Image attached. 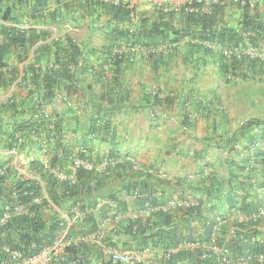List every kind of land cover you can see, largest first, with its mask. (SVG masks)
I'll use <instances>...</instances> for the list:
<instances>
[{"label":"crops","instance_id":"crops-1","mask_svg":"<svg viewBox=\"0 0 264 264\" xmlns=\"http://www.w3.org/2000/svg\"><path fill=\"white\" fill-rule=\"evenodd\" d=\"M117 1L134 8L132 25L166 12L165 5L151 0ZM48 2L44 13L60 6L56 0ZM253 7L263 19L264 2L256 0ZM7 9L11 20L0 17V172L10 182L36 181L48 202L42 206L44 219L62 220L58 240L66 247L84 243L80 250L89 264H112L106 249L140 252L144 247L150 248L149 253L135 264H231L234 257L264 246V215L259 214L264 174L259 175L261 164L251 161L253 171L248 168L257 148L248 147L239 133L227 145L232 133L248 126L259 136L256 145L264 151L263 67L243 69L258 73L256 82L247 86L242 82L247 87L242 93L236 95L233 87L228 95L220 85L217 57L205 52L188 56L182 40L162 49L158 57L153 45L128 50L117 72L118 83L109 78L97 81L93 72L105 65L110 43L105 35L109 15L93 23L77 11H62L56 21L42 23L33 16L38 9L33 0H0V13ZM228 9L217 16V25L236 28L238 14ZM172 59L176 63L169 64ZM153 85L165 92L159 102L148 92ZM216 104L223 111H217ZM42 114L57 119L59 147L41 128L19 134L28 122L43 119ZM62 149L99 165L95 178L85 181L75 195L62 186L68 181L71 187L75 176L58 178L61 161L50 165ZM110 154L137 159L146 200L128 195L139 178L134 171L112 164L115 158ZM234 163L244 166L242 171ZM232 169L238 173L231 177L234 187L229 188ZM48 193L59 198L57 205ZM243 199L258 213H240L236 207ZM85 216L92 217L97 228L82 240L71 232L85 230ZM129 223L138 229L130 230ZM214 234L217 247L202 258ZM196 240L204 246L185 247ZM0 264L14 263L7 258ZM53 264L71 262L55 255Z\"/></svg>","mask_w":264,"mask_h":264},{"label":"trees","instance_id":"trees-1","mask_svg":"<svg viewBox=\"0 0 264 264\" xmlns=\"http://www.w3.org/2000/svg\"><path fill=\"white\" fill-rule=\"evenodd\" d=\"M28 1L30 0H27V2ZM250 1L251 0H223L220 4L214 5L212 7V12L209 14L188 12L186 11L187 5H182L176 11H166L165 15L160 14L157 19L151 20L141 18L137 23L134 22V25H132L133 15H135L134 8L121 2L114 4L104 0H56V2L60 4L58 9L54 8L49 13H44L43 11L47 9V6H49L48 0H33V2H35L38 6V9L34 11L35 14H33V16L38 17L40 22L45 23L46 21H56L57 17L62 16V11H77L82 17L87 16L94 23L97 22L101 15H109L110 19L107 23L105 35L110 43L105 50L104 63H106L112 48L120 42H130L131 44L141 43L145 47H149L150 45H153V47L160 45L168 47L178 44L182 40L186 39L185 47L188 56L192 57L195 52L213 54L218 59L219 78L224 82H233L234 79L245 75L243 69L254 71L261 67L264 68V61L227 57L224 56L218 49H214V51H212L211 49L205 48L201 44L202 42H208L219 46H230L252 43L255 45L262 44L264 47V18L260 19L259 15L254 12L255 7L249 6ZM261 1L264 2V0ZM190 4L197 5V2L192 0ZM225 8H229L228 10H233L238 14L237 25L239 28L227 25H217L216 18L218 15L221 16ZM9 15L10 12L8 9L0 13V17L4 20H11V16ZM248 32L250 33L249 35ZM21 36L22 34L19 33V37ZM35 38H33V40ZM15 41L17 42V38L12 39V42ZM70 46L74 48V50H78L73 42H70ZM159 55L160 54L156 57ZM124 56L125 53L114 59L110 70L112 75L109 79H107L108 81L118 83L117 78L119 74L117 72L120 70V65L125 58ZM127 57H129V55H127ZM101 66L93 72L97 81L105 79L103 66ZM227 74H230L232 78L228 79L226 77ZM68 78H70V76ZM46 95L50 98L53 97L50 91H47ZM154 101L159 102L160 99L154 97ZM49 125L52 128H50ZM37 128H41V130L45 131L48 139H54L57 147L60 146V129L56 118L50 116L49 119L41 118L39 121L28 122L23 128L19 129V134L23 136L27 134L26 130L35 132ZM51 130H55L54 134H52ZM254 132L251 127L240 126L238 132L231 134L227 145H229V143L234 140L235 135L239 133L245 137L246 145H248V147H252L254 142H256L255 140L259 139L257 133ZM258 134L262 135L263 132H258ZM256 148L258 149H256L253 153L254 155L251 156L252 158L248 168L250 167V171H253L252 162H254L253 164H261L259 175L262 176L264 174V171L262 170V167H264V151L260 150V147ZM59 156L55 155L51 160L50 165L52 166L56 162L59 164L61 161L62 163L60 162L58 171H63L66 175L71 173L74 174L75 181L71 184V187L70 185L68 186V181H62V186L68 189L70 194H77L79 190L83 189L82 185L85 181H88L90 178H95L93 177V174L98 172L96 170L74 168L72 161L73 157L70 152H66L62 149ZM76 156L87 159L82 154H77ZM110 156L117 158L118 155L110 154ZM117 166L122 167V169L126 170V172H131L126 162H120ZM237 167L240 171L244 168V166L240 164H238ZM236 171L232 169L229 172V178L227 179L229 188L234 187L231 182V177L234 178L237 176L238 172ZM135 173L139 179L134 181L128 195L131 194V191L134 188H138L141 193H143V197L140 199L146 200L145 196L147 192L142 185L143 174L139 172ZM39 191L40 186L35 180H21L20 178L10 182L8 181L7 176L0 172V219L6 212L10 215L5 222L0 224V262L9 257V252L5 251V248H7L8 251L17 250L23 256L31 257L39 254L44 248H50L58 239L59 232L64 228L62 220L51 219L50 222H46L43 217L42 206L46 205L48 202L46 198L39 193ZM49 193L51 194V191H49ZM36 196L41 197L40 204L32 203L33 198ZM49 198L54 204H58L59 198L57 199V197L53 195H50ZM76 202L77 201L75 200L74 203ZM17 203H23L25 205L26 212L15 213L13 208ZM234 204L235 203H232L231 201L230 207H233ZM236 209L245 215L254 216L258 213L256 206L249 202H245L244 199L239 203ZM84 220L87 224L85 230L80 229L78 231H72V234H80L81 237H84L96 232L97 227L93 218L85 216ZM128 227L129 229L131 227L134 231L138 229L134 223H129ZM68 233L69 230L66 232V236H68ZM157 240L164 243L165 238L162 237V235H158ZM83 245L85 244L83 243L79 245L78 243H75L74 245L65 247L64 257H66L69 262H73V264H89V262L83 258V250H80L81 246L85 247ZM263 247L258 246L254 251L261 248L263 249Z\"/></svg>","mask_w":264,"mask_h":264},{"label":"built area","instance_id":"built-area-1","mask_svg":"<svg viewBox=\"0 0 264 264\" xmlns=\"http://www.w3.org/2000/svg\"><path fill=\"white\" fill-rule=\"evenodd\" d=\"M108 1V0H104ZM127 1V0H126ZM153 3H155L157 6L165 5V11H176L180 6L187 5L186 11L192 12V13H204L209 14L212 12V7L214 5L220 4L223 0H194L197 2V5L190 4L192 0H151ZM166 1V2H165ZM111 2V1H109ZM119 1H112V3L116 4ZM165 2V4H164ZM187 2V4H186ZM255 4V0H251L249 3V6L253 7ZM250 33L248 32V35ZM184 39L183 41H185ZM188 40V38H187ZM191 42V41H190ZM194 42V41H193ZM208 47H214L215 49H218L224 56L227 57H235L237 59H249V60H258V61H264V47L262 44L255 45L252 43H245V44H239V45H230V46H219L216 44H210L208 42H202ZM167 46L160 45L157 47H152L153 49L157 50V54L161 52L162 49H165ZM148 47H145L141 43H134L131 44L130 42H120L116 44L107 60L105 65L103 66V73L105 74V78H110L112 75L111 67L113 65L114 59L121 54L125 53L126 51H134L136 49H145ZM228 79L232 78L230 74H227L226 76ZM152 96L154 97H163L164 92L161 86L159 85H153L149 91ZM42 117L49 119V114H42ZM50 126V125H49ZM50 128H52L50 126ZM52 134H54L55 130H51ZM73 166L74 168H83L85 170H98L99 165H95L91 161L80 158V157H73ZM120 162H126L130 168L131 171L139 172L141 171L140 163L137 161V159L133 155L125 154L120 157L115 158L112 161V164L116 165ZM104 164V163H103ZM73 177V173L69 174ZM67 176L63 171L57 172L58 178H64ZM133 198H141L143 197V193L138 188H134L131 191V194L129 195ZM32 203L34 204H40L41 203V197L36 196L33 198ZM13 211L15 213H24L26 212L25 205L23 203H17ZM260 215H264V203L261 205V208L259 210ZM9 213L6 212L4 216L0 219V224L6 221V219L9 218ZM93 238V236H91ZM82 240H86V237H82ZM208 248L204 249L201 253L202 258H206L209 256V252L211 249H215L217 247V238L216 235H211L209 238V241L207 243ZM203 242L201 240H196L192 242H187L185 244V247L187 248H196V247H203ZM65 244L63 241L57 240L53 246L50 248H44L41 250V252L37 255L31 256V257H25L17 250L8 251L7 248H5V251L9 252L8 259L11 260L14 264H52L53 262V256L55 254H63L64 252ZM150 251L149 247H144L141 249L140 252H135L132 250H112V249H106V253L109 255L110 262L112 264H135L137 262H140L142 255H147ZM146 263H149L150 258L145 257ZM231 264H264V248L260 249L255 252L248 253L246 255H240L236 256L232 259Z\"/></svg>","mask_w":264,"mask_h":264},{"label":"rangeland","instance_id":"rangeland-1","mask_svg":"<svg viewBox=\"0 0 264 264\" xmlns=\"http://www.w3.org/2000/svg\"><path fill=\"white\" fill-rule=\"evenodd\" d=\"M233 22H234V20H233ZM173 55H175V54H169V56H173ZM177 57V56H176ZM174 63H176V61H174V59H172V60H170L169 61V64H174ZM247 74V75H246ZM255 75H258V73H256V74H248V73H245V75L243 76V80H241V77H238L237 79H234V81H240V85L237 83H235V84H233L232 83V81H228V82H231V84L229 85L228 84V82H224L223 83V81H221L220 82V85H223L222 87H224V91H225V93H227L228 95L230 94V92L232 91V88L233 87H235L236 89H235V91H236V95H237V93H239V92H241L242 93V90L243 89H245V88H247V87H244L243 85H242V82L247 86V84H249V82L251 83V82H256V79H257V76H255ZM238 79H240V80H238ZM160 86V85H159ZM240 86V87H239ZM221 87V88H222ZM251 94L253 95V98H254V96H257V95H255L254 94V91L252 90L251 91ZM164 97H165V93H164ZM168 98H170L169 96H168ZM241 103V102H240ZM257 105H259V102H257L256 103ZM216 106H217V111H223V109H222V107L219 105V104H216ZM262 108H263V106H261ZM256 141V140H255ZM263 142H264V138H263V140H262ZM256 144L257 145H259V140H258V143L256 142ZM257 147V146H256ZM262 147V146H261Z\"/></svg>","mask_w":264,"mask_h":264},{"label":"clouds","instance_id":"clouds-1","mask_svg":"<svg viewBox=\"0 0 264 264\" xmlns=\"http://www.w3.org/2000/svg\"><path fill=\"white\" fill-rule=\"evenodd\" d=\"M216 50V49H215ZM124 54V53H123ZM165 93V92H164ZM150 94V93H149ZM151 95V94H150ZM152 96V95H151ZM153 98H154V96H152ZM156 98H165L164 97V95H163V97H156ZM256 142L254 143V145L251 147V148H256ZM258 149V148H257ZM118 157H120V156H118ZM88 160V159H87ZM90 161V160H89ZM93 163V162H92ZM263 164H264V156H263ZM96 165V164H95ZM58 240V239H57ZM55 243V242H54ZM53 246V245H52ZM66 247V246H65ZM65 247H64V250H65ZM263 247V246H262ZM264 248V247H263ZM262 249V248H261ZM260 250V249H259ZM258 251V250H257ZM255 252V251H254ZM55 255H61V256H63L64 257V252H63V254H55ZM54 255V256H55ZM54 256H53V261H54ZM52 264H53V262H52ZM71 264H73V262H71Z\"/></svg>","mask_w":264,"mask_h":264}]
</instances>
